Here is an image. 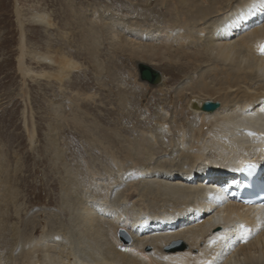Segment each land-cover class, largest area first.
<instances>
[{
    "label": "bare ground",
    "instance_id": "bare-ground-1",
    "mask_svg": "<svg viewBox=\"0 0 264 264\" xmlns=\"http://www.w3.org/2000/svg\"><path fill=\"white\" fill-rule=\"evenodd\" d=\"M75 1L59 3L57 22L50 12L23 14L16 8V69L23 79L34 73V83L67 88L74 78L75 85H86L74 74L83 66L100 87L107 85L101 82L105 72L111 84H121L115 86L117 110L134 124L129 130L121 118L109 127L105 118L88 121L83 108L96 97L78 86L75 93L68 89L69 97L62 93L71 115L63 116L65 104L47 105L50 135L42 152L40 138L29 149L41 148L35 165L58 174L49 185L52 193L46 190L47 207H58L57 219L49 213L44 222L24 221L19 186L10 184L0 155V264H264V208L245 210L231 197L232 189L222 187L223 175L255 162L264 143V0H108L105 7ZM32 26L57 27L68 51L50 43L44 51L26 46ZM104 39L114 58L127 57L136 71L140 64L159 70L160 82L151 86L140 81L138 71L125 74L111 57L101 60ZM26 57L51 64L33 72ZM149 98L152 106L141 104ZM132 99L137 109L126 113ZM204 102L219 108L203 113ZM144 112L150 117L141 120ZM64 123L80 134L86 151L99 154L76 170L69 169L56 138L65 133ZM76 149L69 156L78 157ZM242 228L250 233L239 241ZM174 242L181 247L167 248Z\"/></svg>",
    "mask_w": 264,
    "mask_h": 264
},
{
    "label": "rangeland",
    "instance_id": "rangeland-1",
    "mask_svg": "<svg viewBox=\"0 0 264 264\" xmlns=\"http://www.w3.org/2000/svg\"><path fill=\"white\" fill-rule=\"evenodd\" d=\"M65 1L67 0H0V155L4 157L5 159L4 161L6 162V167L8 168V171H9L8 173L9 175L11 174L9 176L10 184L16 188H18L19 186L18 188L19 193H20L19 205L21 208L20 215H22L24 221H29V222L32 220L44 222L46 220V215L49 213L52 214V215L49 214L51 215L52 219H57L56 215L58 214V211H57L58 207L57 206L47 207L48 205H47V199H46L47 198L46 190L50 189L48 190V193L49 191L52 193V189L49 188V185L53 182L55 178L58 177V174L54 175L48 170L45 171V167L43 165L40 166L41 165L40 163L37 166L35 165L36 159L41 158L40 157L41 152L43 151L45 147L44 139L47 136V133H49L50 124L47 121V116L44 112L48 104L53 103L54 105H58V104H61L63 106L66 105L65 106L66 112H64L63 116L67 117L71 115L72 108L69 105L70 100H67L66 98H63V97L64 95L69 97L68 94L71 93L70 91L75 93V89H76L75 87L78 86V88L82 90H85V91L88 90L87 91L88 94L90 95L94 94L96 97L94 98L93 103L88 102L87 108H83V111L85 110L86 113L88 114L87 115L88 121L94 120V118L97 121H98V118H105V120L109 122L107 124H104V127L106 126L109 127V124L112 123L113 120H117L121 118V122H122L121 125L122 126L125 125V127L129 130L134 124V121L132 122V120L130 119H127V118L125 120L123 119L125 112L123 114H121L122 112L121 113L118 112L117 110L118 106L116 104V99H117L116 97L117 88L116 87L117 86L120 87L121 84L120 83L111 84L109 82L110 80L105 76V72L102 74L101 82H105V83L107 82L106 83L107 85L105 87H100L98 86L99 84H97V82L93 80L95 77L94 75L95 73L91 71L90 68H87V66H83L82 67L83 69L81 68L79 71L74 72V74L77 75L78 81L82 83V85L84 83H86V85H83V86L75 85L76 78H74V81L72 79V82H74V84L72 85V82H71V87H69L71 89L67 88L68 84H65V86L62 85V87H59L60 84L54 81L46 82L44 80H41V81H38L39 83H34L33 80L30 79V76L32 77L35 75L34 73L33 75H31L32 73H28L27 76H23L24 79L22 78V75L18 73L16 67H17L18 55H19L18 47L20 44L19 42L20 33L18 31L19 24H18L17 17H16V11H17L16 8L18 9V11L20 10L23 14H26L28 12H35L39 9L40 11H43V12L45 11L50 12L52 15V18H54L57 22L59 20V19L58 20L56 19L58 16L57 13L59 9V3L65 2ZM75 2L96 4L98 6H103V7L109 5L108 0H76ZM57 27L59 28L61 27V25H57ZM56 28L55 30L51 29L49 31L48 30L44 31V29L35 28L34 26L30 28L28 27V31L30 32H27V33L31 35V38H30V41L27 38L25 42L26 46L28 42H30L28 45H32L34 47L39 48L38 50L44 51V49L46 48V45L50 43L52 44L54 49L55 48L64 49L65 47L62 46V44L60 43L59 37L56 36L59 33V30H56ZM47 34H49L50 36L46 37ZM107 45L108 44H107V41H105V39L101 40L100 46H101V49L103 50V53L100 57L101 60L105 61L106 59L111 57L115 61V64H119L120 67L121 65L122 66L124 65L123 70L125 74L132 73V71L134 72L138 71V70L136 71V67H134L131 64V62H128L127 57L119 56L118 59L114 58L113 55L110 54L111 50H109ZM64 51L66 52L68 50L64 49ZM78 61L81 63L80 59ZM24 62L26 64V67L29 68V66H31L30 69L33 72H40L44 64H51L50 62L44 60L40 62V64L42 65H37L36 61L32 62L27 57L24 58ZM157 71L161 73L159 70ZM90 78L91 79L93 78L92 79L93 81L89 80ZM70 81L67 79V82H69V84H70ZM124 87L125 86H122L121 89ZM27 88L29 89L26 92ZM128 89H130V86L126 90ZM109 91L110 92L112 91L114 93L110 94ZM60 93H61V96H60ZM62 93H65V94L62 96ZM30 96L33 97L32 105L30 106L31 108L30 107L27 108L26 105L30 100ZM72 96L73 94L71 95V97ZM130 101L131 103L127 105L126 113L128 112V109L129 111L131 109L132 113L135 112V110L137 109L135 106V100L133 101L132 99ZM137 101H139L140 103L142 102V100L140 99H138ZM147 101H149V104H146L148 107L152 106V104L154 103L153 101L151 102V99L149 98L148 100L142 102L141 104L144 105V103H146ZM25 107L28 110H26ZM133 108H136V109L134 110ZM87 111L90 113H88ZM145 115L146 117H150L148 113L144 112V115H143L144 117H141V120L145 119ZM147 121L149 123V120ZM36 124L39 127L40 137L38 136V133L36 132V129H35L37 127ZM62 129L65 130V133L60 134V132H58V136H56V138L58 137L57 139L59 141L58 142L59 148L63 151V153L64 152L66 153V162L67 164H69V169L71 167L72 170L73 169L76 170L77 164L81 161L83 162L85 158H89L90 161H92L94 160V156L97 157V155H99L97 152L86 151V149H84L82 146L83 141L81 140V137H79L80 134L77 131H73V129L70 126H68L67 123L63 124ZM31 131H34L35 133L34 137L32 138V141L30 140V137L28 136V135H31ZM39 138L42 140V143H40L41 148H42V150L40 148L41 152H39L40 150L31 151L30 149L39 146V141H38ZM71 142L72 143L74 142L75 144L74 143L72 144ZM164 142H166V140H164ZM72 145L74 147H72ZM67 149L70 151H66ZM75 149L76 151L80 150L81 153H79L78 157L76 156V158H73L72 156H69V155L72 152H75ZM34 169L35 171H37L36 173H34ZM29 200L30 201L33 200L32 202L33 207H30L28 203ZM29 226L30 227L27 228L28 232L31 230V225ZM41 228L46 229V224L43 223ZM124 234H126V232L119 233V238L122 241H123L122 236ZM127 237L129 238V243H126V244H130L131 238L128 235ZM148 250L150 251L151 249L148 248Z\"/></svg>",
    "mask_w": 264,
    "mask_h": 264
},
{
    "label": "water",
    "instance_id": "water-1",
    "mask_svg": "<svg viewBox=\"0 0 264 264\" xmlns=\"http://www.w3.org/2000/svg\"><path fill=\"white\" fill-rule=\"evenodd\" d=\"M139 79L141 82H146L151 86H155L160 82V73L155 71L145 65H138L137 66ZM219 108L218 103L214 102H204L200 107L199 110L203 113L210 114L213 113L215 110Z\"/></svg>",
    "mask_w": 264,
    "mask_h": 264
},
{
    "label": "snow or ice",
    "instance_id": "snow-or-ice-1",
    "mask_svg": "<svg viewBox=\"0 0 264 264\" xmlns=\"http://www.w3.org/2000/svg\"><path fill=\"white\" fill-rule=\"evenodd\" d=\"M262 50H264V46H262ZM243 227V226H242Z\"/></svg>",
    "mask_w": 264,
    "mask_h": 264
}]
</instances>
